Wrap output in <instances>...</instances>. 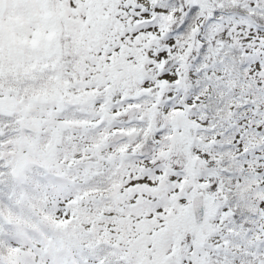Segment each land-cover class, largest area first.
Instances as JSON below:
<instances>
[{
	"label": "snow or ice",
	"instance_id": "snow-or-ice-1",
	"mask_svg": "<svg viewBox=\"0 0 264 264\" xmlns=\"http://www.w3.org/2000/svg\"><path fill=\"white\" fill-rule=\"evenodd\" d=\"M0 264H264V0H0Z\"/></svg>",
	"mask_w": 264,
	"mask_h": 264
}]
</instances>
